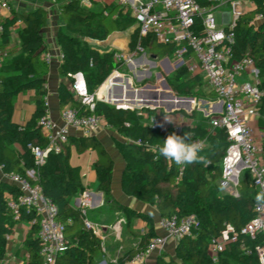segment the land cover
<instances>
[{
  "label": "trees",
  "instance_id": "1",
  "mask_svg": "<svg viewBox=\"0 0 264 264\" xmlns=\"http://www.w3.org/2000/svg\"><path fill=\"white\" fill-rule=\"evenodd\" d=\"M56 1L60 2L65 23V28L59 30L57 35L62 53L58 72L66 77V82L60 83L58 87L61 108L69 106L79 114L101 115L106 124L129 139L128 142L116 140L126 159L122 176L124 193L155 206L161 217L195 214L198 218L192 234L177 241L174 257L169 259V264H259L255 248L264 241L261 233L255 237L240 234L235 241L226 245L217 262H213L207 252L209 240L217 236L225 224H231L239 231L251 221L255 216L254 206L257 203V189L251 183L250 187L243 184L246 178L250 179L247 172L242 175L244 177L239 182L237 195L223 192L219 185L222 161L229 144L225 130L205 126L202 122H208V115L201 116L198 122L184 125L179 133L175 132L183 135L190 131L194 133L192 139H205L207 146L200 154L206 157L207 164L195 163L181 169L162 156L156 159L157 153L152 147L162 144L174 132L173 128H153L143 121L144 117L137 110L116 108L95 96L112 70L121 69V66L114 62L113 52L100 53L85 39L103 40L116 28L127 30L134 23L129 10H125L114 0H105L101 13L81 7L74 0ZM246 1L253 7L245 11L237 21L233 51L234 58L250 57L257 67L258 87L262 91L257 128L263 136L264 144V0ZM66 12L71 14L70 17H65ZM46 20V11L39 7L24 12L12 10V16L0 22L1 46L10 44L12 29L21 22L16 28L19 49L15 53H8V57L0 65V166L3 173L27 175V171H34L36 178L29 177L30 181L38 185L42 193L58 207L57 219L64 226L66 248L57 257V264H95L102 254L101 240L86 227V215L71 204V198L84 190L79 168L70 165L69 154L64 151L50 152L46 162L37 165L30 149V145L41 148L47 146V139L39 124L47 108L44 102L47 95L48 62L44 59L47 45L41 33ZM136 40L137 31H133L130 34V49L134 48ZM142 44L159 59L173 57V44L158 43L151 39H146ZM76 73L84 76L86 90L94 97L93 110L74 98L69 90ZM190 75L189 71L180 67L175 70L173 78L166 77L175 95L193 96L189 84L198 79L199 75ZM30 89L36 95L35 109L25 124L20 125L13 120L14 97ZM210 92L215 96L212 90ZM143 111L152 113L150 108H143ZM195 111L185 115L193 119L198 113ZM80 141L84 144H76L79 151L98 147V142L92 136L80 138ZM67 144L68 141L64 146ZM101 153L104 154L102 150ZM112 165L108 156L100 157L94 163L98 188L107 200H112ZM5 192L14 197L18 194V189L8 181H0V261L6 256L7 236L11 235L17 222L29 221L33 217L32 212L23 208L19 219H14L6 205ZM119 207L128 218L139 217L146 221L148 230L141 236L137 247L108 264H133V257L147 249L156 233L148 215L121 205ZM39 248L38 226L33 224L23 240L26 257L22 264H43ZM162 263L160 258L157 264Z\"/></svg>",
  "mask_w": 264,
  "mask_h": 264
},
{
  "label": "built area",
  "instance_id": "2",
  "mask_svg": "<svg viewBox=\"0 0 264 264\" xmlns=\"http://www.w3.org/2000/svg\"><path fill=\"white\" fill-rule=\"evenodd\" d=\"M74 1L87 9L92 6L91 0ZM118 4L125 10H129L134 21L132 30L137 31V40L133 49L113 51L114 62L119 66L129 65L140 56H145L147 48L142 43L146 39L173 44L175 47L173 57L166 59L172 60L174 68L184 67L193 75L204 74L203 79L221 103L220 111L209 114L208 120V127L224 129L229 141L222 161L219 185L228 190L229 194L237 195L240 178L244 172H247L251 185L258 192L264 190L263 136L260 134L259 139L256 138L252 127L253 122L259 117L258 106L262 96V91L258 87V70L252 58L247 56L240 59L234 58L233 51L235 28L238 19L247 9L245 3L241 0H119ZM216 11L222 14L221 24L215 22L214 12ZM11 16L12 9L8 0H0V22ZM8 55L6 50H0V65ZM44 59L49 62V54L46 53ZM243 74L248 76L247 80L240 79ZM123 78L127 80L126 82L129 81L128 75L121 72L119 68L112 70L99 86L95 96L98 99L101 96L106 103L116 108L137 110L138 114L144 117L143 108L149 107L137 109L135 103L122 104L124 100L119 101L114 97V90L123 82ZM124 84L120 85L123 93L125 92ZM104 85H106V91L101 94L100 90ZM71 87L76 97L93 110L94 97L88 94L85 79L81 73L73 75ZM44 102L47 108L39 124L47 139V146L41 148L38 145H30L37 165H43L50 152L63 151L71 129L80 130L84 134H89L101 127L114 129L106 124L101 115L79 114L76 109L69 106L61 110L62 124L60 125L49 115L46 96ZM149 124L159 130L171 127L174 132L179 133L184 126V115L176 113L175 122L166 128H163L164 123L154 122L152 119ZM193 140L201 142L203 148L207 146L205 139ZM136 143L139 144V141ZM4 176L18 189L16 196L13 197L8 193L5 197L6 205L14 219H19L23 208L33 213L28 223L38 226L39 256L43 264H57V257L63 254L66 248L64 226L57 219L58 207L42 193L38 185L30 181L29 177L36 178L34 171H27V175L10 172L4 173ZM89 205L90 195L84 191L78 208L86 215ZM254 211V218L239 231L233 225L225 224L219 234L209 240L207 252L213 262L218 261L226 245L235 241L240 234L255 237L261 233L264 236V206H258L256 203ZM197 223L198 218L195 214L182 217L177 215L160 217L158 226L165 234L152 238L147 249L137 253L132 261L141 259L153 250L161 249L168 238H172L177 243L182 237L191 235ZM85 225L96 234L95 226L87 219ZM255 252L259 264H264V241L256 246ZM246 253L249 251L246 250Z\"/></svg>",
  "mask_w": 264,
  "mask_h": 264
},
{
  "label": "crops",
  "instance_id": "3",
  "mask_svg": "<svg viewBox=\"0 0 264 264\" xmlns=\"http://www.w3.org/2000/svg\"><path fill=\"white\" fill-rule=\"evenodd\" d=\"M18 1L20 5V7L17 8L18 11L19 9H22V12L29 11L39 7L46 11V25L41 31L44 43L47 45V54L50 56V61L48 62V72L46 74V97L48 101L49 115L56 123L61 125L62 108L59 101L58 87L60 83L66 82V77L60 75L58 72L59 65L62 61V53L60 45L57 41V35L59 30L65 28V23L60 11V2H57L56 0ZM8 2L11 6V9L16 10V7L12 5V0H8ZM104 2L105 0L100 1L98 6L103 5ZM247 3L246 11L253 7L251 3ZM92 6L89 10H92ZM93 11L95 10L93 9ZM20 23L21 22H18L13 29H16ZM132 28L133 24L127 30L116 29L112 32V34H109L103 40L90 38L85 40L88 42V44H90L91 47L97 49L100 53L127 51L130 49L129 42L130 34L133 31ZM9 45L5 47H8ZM18 49L19 47L15 48L14 51L17 52ZM150 55L154 58L156 57L147 49V56ZM165 58L167 57L161 58L160 62L162 63L164 61H168ZM141 63H143V66L146 64V67L143 68H147L148 58L145 56H140L133 64H129L128 68L139 70V64ZM139 73L141 74V78L142 75L145 77L148 75L146 70ZM240 79L247 80L248 76L243 74ZM126 81L127 80H125L124 84L125 94L121 91L119 84L114 90L115 94H113L117 100H124L122 101L123 103L121 102L122 104L135 103L139 105H149L151 107L162 106L165 109H190L194 104V99H191L190 101H179L169 95L164 94L165 92L163 93L164 95H162V91H158L157 97L155 98L152 96V93H150L149 90H147V93L144 92V89L138 91L132 90L130 85L131 82ZM117 82L119 83L120 80L118 79ZM71 84L69 85V90L71 91L73 97L78 99L72 90ZM106 85L101 88V94L105 93ZM122 97L124 99H122ZM100 98L102 97L100 96ZM35 101L36 95L32 89L17 94L14 97L13 120L20 125H24L35 109ZM203 104L202 110H197L202 114L201 116L215 114L216 112L220 111L221 103L214 95L209 100H204ZM143 113L145 117L143 121L145 123H149L150 119H152L154 122H159L161 124L164 123L163 128H166L175 122L176 113L182 112L180 109L174 110V112H168L167 110H152L151 114L147 113L146 111H143ZM185 113H187L186 110L182 114L185 115ZM165 117H167L168 120H166ZM202 123L205 126H208V122ZM184 125H187L185 121ZM254 125L257 127V121L253 122L252 127H254ZM257 131L260 134V131ZM87 136H92L98 142V147L95 149L89 147L79 151L76 144L80 142L83 145L84 143L83 141H80V138H85ZM68 138V144L66 147L64 146L63 151L68 152L70 165L79 168L80 180L84 187L82 192L86 191L90 195V205L86 210V219L95 226L96 235L100 238L102 244V254L96 263L108 264L109 262L116 261L127 251L137 247L141 236L148 230V224L146 221L139 217L128 218L120 209V205L136 212L148 215L153 222L156 235L163 236L165 232L158 226V221L161 216L159 215L156 207L146 204L133 196L127 195L122 189V176L126 159L116 144V140L128 142L129 139L118 133L116 130L106 127L96 129L89 134H84L80 130L71 129ZM101 150L104 152V154L101 153ZM107 156L111 159L113 164L110 186L112 200H107L104 193L98 188V178L94 167V163L98 158H105ZM0 181H8L4 176L1 166ZM82 192L71 198V204L76 208H78L80 205ZM7 194L8 193L5 192V197ZM29 228L30 225L28 221L25 220L17 222L11 235L7 236V252L5 258L0 261V264H22L24 262L26 253L23 249V240ZM175 245L176 241L172 238H168L161 249L153 250L144 255L141 259L132 261V263L157 264L158 260L162 258V264H169V259L174 257Z\"/></svg>",
  "mask_w": 264,
  "mask_h": 264
},
{
  "label": "rangeland",
  "instance_id": "4",
  "mask_svg": "<svg viewBox=\"0 0 264 264\" xmlns=\"http://www.w3.org/2000/svg\"><path fill=\"white\" fill-rule=\"evenodd\" d=\"M29 1H34V0H29ZM100 1H102V0H91V3L93 5L92 6V10L94 9L95 12H100L101 13L103 11V5H99L98 6V3ZM115 1L118 2L119 0H115ZM225 1H228V0H225ZM241 1L244 2L245 5L247 6L248 3L245 0H241ZM12 5L14 7H16L15 11L22 12V9H19V11L17 10V8L20 7L18 0L17 1L16 0H12ZM70 15L71 14L69 12L65 13V17L66 18L70 17ZM214 16H215L216 24H221L222 23V14H221V12L220 11L214 12ZM116 29H119V28H116ZM110 34H112V32ZM19 44L20 43H19V39H18V31H17V29H12V36H11L10 45L8 47L0 45V50H6L10 54H12L13 52H15L14 49L19 47ZM145 57L148 58L147 68H143V67H146V64H145V66L142 65L143 63L139 64V67H140L139 70L129 69L128 65H122L120 67L121 68L120 69L121 72H124L125 74L128 75L129 81L131 82L130 83L131 89L138 91L140 88L144 87L145 85H148V90L161 89L162 92H168V91L173 92V90L171 89V87L169 86V84L166 81V77H172L173 78L175 70L178 69V68H174L173 66H171L172 65V60L169 59V62L168 61H164V62L161 63L160 62L161 59H159V58H156V57L154 58L151 55L147 56V54L145 55ZM169 64H171V65H169ZM145 70L147 71L148 75L146 77L144 75H142V78H141L140 77L141 74L139 72H141V71L144 72ZM185 70H187V69L185 68ZM191 75H193V74H191ZM197 75H199V74H194V76H197ZM203 78H205L204 74L199 75L198 79H196L195 81H193V82H191L189 84V88H190L191 92L193 93L192 98L194 99V104H193L192 108H190V109H184V108L181 109L182 113L185 112V110L189 114H191L194 110H196V111L197 110H202V106L204 105L203 101L204 100H209L210 98H212L213 94L210 92L211 89H210V87L208 86V84L205 82V80ZM163 80H165L166 85L163 82ZM124 82H125V78H123V82L121 84H119V85H123ZM135 105H136L137 109H141L142 108V105H139V104H135ZM151 110L164 111V110H167V109H165L162 106H158L156 108H152ZM201 115L202 114L200 112H198L197 116L195 118H193V119L188 117V116H186V115H184V121L187 124L188 123L198 122V121L201 120ZM257 130H258L257 127L254 125L253 134L255 135L256 138L259 139L260 134L258 133ZM243 177L244 176H242L240 178V180H242ZM243 184H246L247 187H250V179L246 178L244 180ZM222 191L225 192V193L229 192L228 190H226L224 188H222Z\"/></svg>",
  "mask_w": 264,
  "mask_h": 264
},
{
  "label": "clouds",
  "instance_id": "5",
  "mask_svg": "<svg viewBox=\"0 0 264 264\" xmlns=\"http://www.w3.org/2000/svg\"><path fill=\"white\" fill-rule=\"evenodd\" d=\"M166 120L167 117H165ZM193 132H185L178 135L175 132L169 134L162 144L157 145L153 151L157 153L156 159L162 156L166 160L173 161L177 166L183 168L190 164H207L206 157L200 153L203 144L192 139ZM255 200L258 206H264V190L256 194Z\"/></svg>",
  "mask_w": 264,
  "mask_h": 264
},
{
  "label": "water",
  "instance_id": "6",
  "mask_svg": "<svg viewBox=\"0 0 264 264\" xmlns=\"http://www.w3.org/2000/svg\"><path fill=\"white\" fill-rule=\"evenodd\" d=\"M166 59V58H165ZM163 82L165 83V85H166V82H165V80H163ZM142 89H144V92H148L147 90H148V85H145L144 87H142V88H140L139 90H142ZM151 89V88H150ZM146 90V91H145ZM150 91V93H152V96H154L155 98L157 97V94H158V89H151V90H149ZM152 91V92H151ZM132 92H135V91H132ZM164 92H162V95H164V94H166V95H169V96H171L172 98H175V99H177V100H179V101H190L191 99H193L192 97H185V96H177V95H175L173 92H171V91H168V92H165L164 94H163ZM151 96V95H150ZM100 100H103V101H105L103 98H100ZM135 100V99H134ZM133 100V101H134ZM142 107H149V108H156V107H158V106H153V107H151V106H149V105H142ZM180 109H182V108H175V109H167V111L168 112H172V111H174V110H180Z\"/></svg>",
  "mask_w": 264,
  "mask_h": 264
}]
</instances>
